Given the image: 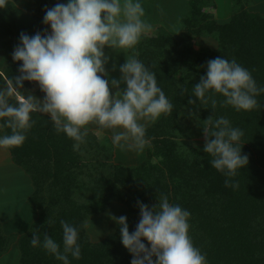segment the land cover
Listing matches in <instances>:
<instances>
[{
	"label": "trees",
	"instance_id": "trees-1",
	"mask_svg": "<svg viewBox=\"0 0 264 264\" xmlns=\"http://www.w3.org/2000/svg\"><path fill=\"white\" fill-rule=\"evenodd\" d=\"M16 1L0 3L1 49L15 31L20 13ZM253 2L230 0L231 15L219 22L205 11L215 8L213 0H187L178 32L158 27L153 36H141L135 46L125 49L129 58L139 59L156 74L173 104L170 113L146 128L147 158L139 166L113 164L108 141L103 144L90 134L74 148L76 142L57 133L49 116L32 114L35 123L23 145L6 150L31 181L28 204L36 216L18 237L4 235L0 225V257L16 242L18 264H62L42 247H33L30 239L38 230L41 240L45 233L63 251V220L79 231L81 257L69 255L70 264H131L133 257L121 243L117 224L104 239L91 242L85 223L118 203L127 211L132 233L140 220L138 202L151 208L164 195L190 211L189 235L207 264H264V93L256 97L258 107L251 111L223 105L220 94H209L217 101L215 109L211 100L199 102L193 96L194 85L206 75L207 62L217 57L235 59L250 71L258 87H264V16L247 9ZM54 6L52 0H32L29 29L34 35L48 31L43 18ZM200 38L214 39L216 47L195 50L191 43ZM21 64L13 60L4 64L0 77L4 91L14 86ZM33 84L24 81L17 92H26ZM39 92L43 100L45 94ZM16 102L15 96L10 98V103ZM210 116L225 117L244 132L240 147L248 164L231 178L238 188L226 187L225 175L209 163L212 157L185 140L183 122H193L203 135L202 125ZM0 131L11 132L7 127Z\"/></svg>",
	"mask_w": 264,
	"mask_h": 264
},
{
	"label": "clouds",
	"instance_id": "clouds-1",
	"mask_svg": "<svg viewBox=\"0 0 264 264\" xmlns=\"http://www.w3.org/2000/svg\"><path fill=\"white\" fill-rule=\"evenodd\" d=\"M4 3V0H0ZM121 16L123 19H121ZM140 0H67L46 9L43 23L50 32L35 35L21 33L13 51V61L22 62L14 86L0 90V128L10 134L0 135V148L20 147L26 133L35 123L32 114L50 117L55 131L64 133L76 143L84 141L87 125L98 124L107 129L122 128L113 136V143L126 142L129 150H142L147 141L146 123L170 113L173 104L158 85L157 76L135 57L127 58L119 67V79L106 71L109 57L104 49H129L135 46L150 26L142 17ZM115 70V66H113ZM38 83L45 94L43 100L17 89L23 82ZM123 85V88L121 86ZM110 89L116 90L113 94ZM224 97L223 105L237 111L258 107L256 97L264 93L250 71L235 59L217 57L207 62L206 75L194 85L193 96L215 109L217 101L209 94ZM15 96L17 102L10 103ZM195 101L189 100V104ZM203 151L212 159V168L226 177L225 186L238 188L231 178L248 164L242 155V129L233 127L225 117L210 116L203 123ZM125 146V145H120ZM140 220L129 232L126 216L112 217L119 226L121 243L132 255L131 264H207L206 255L194 246L189 235L191 213L161 195L154 207L138 202ZM63 251L52 237L36 230L30 243L42 247L62 264H70L69 255L81 257L76 226L61 220ZM143 241H147L149 246ZM155 257V259H153Z\"/></svg>",
	"mask_w": 264,
	"mask_h": 264
},
{
	"label": "rangeland",
	"instance_id": "rangeland-1",
	"mask_svg": "<svg viewBox=\"0 0 264 264\" xmlns=\"http://www.w3.org/2000/svg\"><path fill=\"white\" fill-rule=\"evenodd\" d=\"M52 1L54 2L55 5L57 3L67 2V0H52ZM157 1H158L157 4H155L156 3L155 2L154 5L150 7V9H152L151 18L150 16L146 18L147 15L142 17L143 21L150 26V28L141 35L143 37L153 36L155 29L158 28V26L170 32H175V33L178 32L180 28L179 19L182 17V15H184L183 13H185V11L187 12L188 10L187 5L186 7H184L185 2L187 0H180L182 1L181 4L180 3L178 4L176 0L173 3L169 2L168 0H166L165 3L161 2L160 0H157ZM213 1H214L215 8H212L210 6V8L206 9L205 11L213 15L215 19L219 22H224L227 19H229L231 15L230 0H213ZM14 7H16L20 13L16 20V27H15L14 34L11 37V39H8L9 45L7 46H10L12 45L13 40L16 35V44L13 45V49L9 52V55L11 57H12L14 49L19 44V38H20L21 33L28 34L29 36L34 35L29 29L30 20H31L30 9L32 7V0H17L16 2H14ZM247 9L250 12L258 13L264 16V0H254L252 6L248 7ZM154 11H155V14H154ZM177 15L179 16L177 17ZM121 19H123V17ZM48 31L49 32L51 31L50 26H48ZM191 45L193 46L195 50L202 49V48L214 49L216 47V41L212 38H200V39L193 40ZM104 51H105V54L109 57V63L105 66L106 71L109 73V75L112 78L119 79L121 75L119 71V67L126 62L127 58H129L126 55V52H125L126 50L125 49H109L106 47ZM11 60H13V58H11L10 60L8 59L6 61L5 59H3L2 62L8 63ZM113 66H115V70H113ZM121 88H123V85L121 86ZM0 90H3V84L1 81H0ZM39 91H40V87L38 83L34 82L31 88H29L26 92H19V94L24 95V96L31 94L37 97L38 99L42 100ZM110 91H112L114 94L116 90L110 89ZM159 118L155 120H150L147 122L142 120L141 123H146V128H147L148 126L152 125L157 120H159ZM182 124L184 125L183 133H184L185 140L188 141L194 147L204 148L205 137L204 135L198 134L199 133L197 130L198 127L191 121H186V122H183ZM121 131H123L122 128L107 129L95 123H90L89 125H87V134L94 136L97 140H99L103 144L105 143V141H108V143L110 144L112 148V153H113L112 163L113 164L126 166V167L127 166H139L147 158V148L144 147L142 150H129L126 146L125 141L120 142V145H125L123 147L120 145L114 144L113 143L114 134H116L117 132H121ZM6 186H8V178L0 174V189L3 188L5 190L7 188ZM8 190L9 188H7L3 193L6 194ZM3 193H1V195ZM1 204H0V208L3 207ZM27 208H28V205L27 207L24 208L22 215H17V217H15L14 219H12L13 218L12 217L11 219L5 221L3 226H1L2 231L6 232L9 230H13L12 231L13 233L11 234L4 233V235L6 236L16 235L18 237L20 235L19 234L20 231L23 232V230L26 227L18 228V224L21 223V221H23L24 217H27V215H25L27 214L26 213ZM4 212L8 213L7 210L2 211V213ZM11 214L12 213H8V215H11ZM5 215H2V217H4ZM120 216L127 217V211L124 208V206L118 203H114L110 206V208L104 215L89 218L87 222L85 223V228H86L90 241L99 242L102 239H104L107 235L112 233L116 227V223L112 219V217L119 218ZM18 258L19 256H18V253L16 252V242H15L12 244L8 252H6L2 257H0V264H18Z\"/></svg>",
	"mask_w": 264,
	"mask_h": 264
},
{
	"label": "crops",
	"instance_id": "crops-1",
	"mask_svg": "<svg viewBox=\"0 0 264 264\" xmlns=\"http://www.w3.org/2000/svg\"><path fill=\"white\" fill-rule=\"evenodd\" d=\"M160 1L163 3L166 2V0L165 1L160 0ZM168 1L173 3L175 0H168ZM120 2H122L121 4H124L125 2H127V0H120ZM157 2H158L157 0H140V3L142 4V7L144 9V16L147 15L146 18H148V16H150L151 18L152 9H150V7H152L154 3L157 4ZM176 2L178 4L182 3V1L180 0L178 1L176 0ZM186 5L187 4L185 2L184 7H186ZM185 13L183 14L185 15ZM154 14H155V11H154ZM184 15H182V17ZM178 16L179 15H177V17ZM15 44H16V35H15L12 45L7 46L6 48L0 49V77L2 76L1 69L3 65L6 63V62H2V60L5 59L6 61L12 58L9 55V52L13 49V45ZM0 81L2 82V80ZM0 135H2L1 131H0ZM0 174L8 178V186L6 187L9 188L6 194L3 192L7 188L5 190L3 188L0 189V192L3 193L2 195L0 193V204L2 203L1 205L3 206L0 208V225L3 226L5 221L11 219L12 217H13L12 219H14L15 217H17V215H22L24 208L27 207L28 205V208L26 210L27 214H25L27 215V217H24L23 221H21V223L18 224V228L27 227L35 219V216H36L35 210L28 204V199L33 192L32 184H31L29 177L24 173V171L12 163L9 152L4 148H0ZM3 210L5 211L7 210L8 213H12V214L8 215V213L6 212L2 213ZM2 215H5V216L2 217ZM12 231L13 230H9L6 232L3 231V233L11 234L13 233ZM21 232L22 231H20L19 234H21Z\"/></svg>",
	"mask_w": 264,
	"mask_h": 264
}]
</instances>
